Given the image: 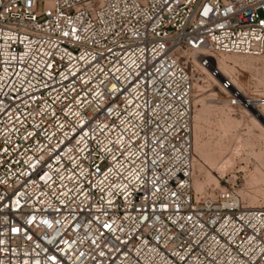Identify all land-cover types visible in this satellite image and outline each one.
<instances>
[{
	"label": "built area",
	"instance_id": "1",
	"mask_svg": "<svg viewBox=\"0 0 264 264\" xmlns=\"http://www.w3.org/2000/svg\"><path fill=\"white\" fill-rule=\"evenodd\" d=\"M223 54L264 0H0V264H264V203L193 184Z\"/></svg>",
	"mask_w": 264,
	"mask_h": 264
},
{
	"label": "rangeland",
	"instance_id": "2",
	"mask_svg": "<svg viewBox=\"0 0 264 264\" xmlns=\"http://www.w3.org/2000/svg\"><path fill=\"white\" fill-rule=\"evenodd\" d=\"M219 64L223 78L230 76L244 98L256 104L255 100L264 97V56L228 54L219 58ZM203 72L200 71L193 92L194 126L196 134L199 133L195 144L194 189L199 193L210 192L231 184L238 194L246 192V196L239 194L245 205L260 206L264 203V132L257 126L252 111H263L264 105L247 110L242 103L230 104L229 100L234 99L232 91L221 88L219 79L218 83ZM220 151L222 156H218ZM255 168L260 170L261 180L251 183L249 174Z\"/></svg>",
	"mask_w": 264,
	"mask_h": 264
},
{
	"label": "bare ground",
	"instance_id": "3",
	"mask_svg": "<svg viewBox=\"0 0 264 264\" xmlns=\"http://www.w3.org/2000/svg\"><path fill=\"white\" fill-rule=\"evenodd\" d=\"M223 55H228V54H223ZM223 55H220V56H217L216 57V59L214 60V67H213V69H211V70H205L204 69V72L203 73H206V75L208 76V77H211V79L213 78V80L215 79H219V81H220V79L223 77V76H225L223 73H222V71H221V68H220V64H219V58L220 57H222ZM214 70V71H213ZM205 75V74H204ZM228 78H229V80H230V87L228 88V89H230V91H232V93H237V95H238V99L237 98H234L233 100L232 99H230L229 100V102H230V104L231 103H237V102H239V103H244L243 105L245 106V104H246V106L248 107V109L247 110H249V109H251V110H253L254 108H255V103H253L251 100H248L247 98H244L243 97V95H241V93L239 92V90H237L236 88H235V86H234V83H235V81L234 80H232V78L230 77V76H228V75H226ZM216 81H218V80H216ZM219 81H218V83H219ZM233 81H234V83H233ZM236 84V83H235ZM237 85V84H236ZM194 98V97H193ZM196 102V101H195ZM258 102V101H257ZM262 106V105H261ZM260 114L264 117V110L263 111H260ZM254 116V118H255V122H256V124H257V126L264 132V125L257 119V117H256V115L254 114L253 115ZM196 117V114L194 115V118ZM237 122H239V121H237ZM240 123H242V122H240ZM238 124V123H237ZM195 126H196V123L194 124ZM198 134V136H199V133H197ZM197 134H196V131L194 132V135H195V144H196V142H198L197 141ZM223 151H226V150H223ZM223 151H220L219 153H218V156L219 155H221L222 156V153H223ZM226 153H227V151H226ZM226 153H224V154H226ZM228 154V153H227ZM226 154V155H227ZM220 156V157H221ZM225 156V155H224ZM223 156V157H224ZM228 157V156H227ZM228 158H226V160H227ZM220 160H221V158H220ZM229 160V159H228ZM228 160H227V162H228ZM222 161H223V159H222ZM227 165V164H226ZM216 166V165H215ZM248 173V172H247ZM259 175H260V170L258 169V168H255L250 174H249V176H250V180H249V182H256V181H258V180H261V178H259ZM218 183V182H217ZM193 184L195 185V183L193 182ZM256 184V183H255ZM249 185H250V183H249ZM251 186V185H250ZM253 186V185H252ZM195 188H196V185H195ZM198 188V187H197ZM251 188V187H250ZM255 188V187H254ZM250 190V189H249ZM241 192V191H240ZM241 196L242 195H244V196H246L245 194H246V192L244 191V192H242V194L241 193H239ZM248 194V193H247ZM253 207V206H252Z\"/></svg>",
	"mask_w": 264,
	"mask_h": 264
},
{
	"label": "water",
	"instance_id": "4",
	"mask_svg": "<svg viewBox=\"0 0 264 264\" xmlns=\"http://www.w3.org/2000/svg\"><path fill=\"white\" fill-rule=\"evenodd\" d=\"M252 112L255 113L257 119L264 125V117L260 114V112L258 110Z\"/></svg>",
	"mask_w": 264,
	"mask_h": 264
}]
</instances>
